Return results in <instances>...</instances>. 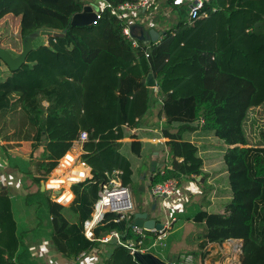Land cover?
I'll list each match as a JSON object with an SVG mask.
<instances>
[{
  "label": "trees",
  "instance_id": "16d2710c",
  "mask_svg": "<svg viewBox=\"0 0 264 264\" xmlns=\"http://www.w3.org/2000/svg\"><path fill=\"white\" fill-rule=\"evenodd\" d=\"M104 1L116 7L138 0ZM87 5L88 0H0V20L20 18L23 40L38 30L65 34L34 42L26 64L0 82L1 140L11 147L29 142L34 151L44 146L47 152L45 160L22 162L27 168L13 165L39 188L23 203L47 208L57 221L51 240L65 258L78 259L97 248L103 251L101 264H139L120 243L100 242L112 232L121 235L122 243L136 242L129 228L135 213L122 220L119 214L106 213L93 242L84 235V223L92 216L102 184L117 176L123 187L132 184V161L114 142L126 137V129L140 128L154 100L160 99L158 116L164 119L169 160L151 185L168 180L182 185L201 177L205 192H211L204 159L190 135L216 137L225 146L224 168L233 174L231 185L239 194L223 215L198 205L179 217L205 226L202 249L237 238L243 241L242 264H264V0H210L205 7L210 17L193 23L187 4L166 0L167 12H157L150 28L162 32V38L157 43L138 39L139 47L124 35L127 21L111 9L97 24L72 26L74 15ZM149 74L157 81L158 94L146 86ZM82 132L88 139L81 160L91 168L92 179L71 186V216L76 221L71 224L67 208L40 187ZM133 138L132 152L139 156L144 144ZM78 174H86V169L81 167ZM72 198L66 192L62 202ZM24 233L10 195L0 192V264H35Z\"/></svg>",
  "mask_w": 264,
  "mask_h": 264
},
{
  "label": "crops",
  "instance_id": "0c3cea01",
  "mask_svg": "<svg viewBox=\"0 0 264 264\" xmlns=\"http://www.w3.org/2000/svg\"><path fill=\"white\" fill-rule=\"evenodd\" d=\"M89 4H96L100 7L103 4V0H90ZM146 19L143 18L144 22H139L137 24L142 26L145 31L149 28V32L151 30L150 27L147 24H144L147 21ZM138 34L140 35V31ZM10 75L11 71L9 68L4 63H0V82L5 81ZM160 106V103L154 100L149 113L141 122V127L136 129H126V137L121 141L114 142L116 146L121 145L122 152L127 155L130 160H132L131 158L135 159V163L140 170L139 173L135 172V177L140 174V179L145 185L144 187L142 186L145 188V191H142V201L138 203L135 200L134 202L135 213L147 212L149 214V219L156 220L159 223L167 217H175L179 219L175 224L174 230L168 241L170 248L167 256L168 261H178L181 258L180 255L185 254V256L193 255L197 260L202 258L206 260L207 263H211L212 260H215L216 258V256L211 258V256L216 254V248L211 249V252H206L205 249H202L201 243L204 240L205 226L197 225L192 221L189 222L182 220L179 215L187 212L189 208L195 209L198 205H202V209L205 212L219 214L223 205L227 207L230 203L231 198L225 196L226 194H229V190L231 189L229 174L225 171L223 163V147L225 146H223V142L219 141L212 135L198 133L190 135V140L198 146L200 150L199 154L204 159L203 170L209 175V182H207L209 187L213 184L215 191L220 193L226 191L224 192L225 194L223 193L221 196H212L211 198H208L205 194V184L201 183V177H193L183 181L184 183L180 185L181 188L179 187V194L166 201V204L168 202V205L165 206V204H162L161 200L156 199L157 205L154 209L153 206L155 202L150 195L152 185L149 186L148 184L151 175V163L156 162L158 164L157 171L158 169H162L166 164L168 151L167 146L165 145L168 142V139L162 136L163 131L161 129L164 125V119H160L158 116ZM154 112H156V114ZM155 120H159V127H150L151 123ZM139 134L143 135L139 140L144 146L142 147L141 154L137 156L132 152L130 144L136 140L133 136H139ZM153 139H157L158 142L153 143ZM210 149L219 152L217 155L219 156V163L217 158H214L211 154L212 152H210ZM33 151L32 145L29 142H23L20 145L11 147V145L2 141L0 138V192L8 193L12 199L15 217L25 231L23 242L24 245L29 248L30 260L35 264H101L103 251L97 248H92L86 252V255L78 259L69 260L65 258L55 249L51 240L53 230L58 227L57 221L49 216L47 208L38 207L32 202L29 205L23 203V200H26L28 195L35 194L39 188L32 184L30 177L13 168V165L19 168H27V164H22V162L30 163L33 158L42 160L46 159L47 152L45 151L44 146H41L39 151H35L34 153ZM37 153H39V155H37ZM82 154L83 150L81 151V155ZM8 155L12 156V162L9 160ZM217 165L220 167L217 168ZM80 168L81 166L76 167L73 172H69L68 175L64 177L65 179L63 180L65 181L66 189L68 188V183L72 181L74 177H77L75 180L80 177L78 174L80 173ZM55 172H58L56 174L59 175L63 173L60 169H57ZM87 174L91 176L90 167H86V174L83 176H86ZM43 184L44 182L41 184L40 191L48 192L46 189L43 191ZM66 189L64 193L70 192L73 195L71 200L73 202L75 196L71 191V187L67 190ZM205 198L207 199L206 203H202ZM220 198L221 200H219ZM184 199L187 200L185 204ZM51 200L54 202L53 198ZM224 200L225 202H223ZM72 202L63 205L67 208L66 216L68 220L71 224H75L76 221H73L71 216L72 209L70 208V205ZM205 255L206 257L203 258Z\"/></svg>",
  "mask_w": 264,
  "mask_h": 264
},
{
  "label": "built area",
  "instance_id": "2783aa9c",
  "mask_svg": "<svg viewBox=\"0 0 264 264\" xmlns=\"http://www.w3.org/2000/svg\"><path fill=\"white\" fill-rule=\"evenodd\" d=\"M210 0H175L176 5L187 4L189 6L188 18L191 23L201 20L208 19L210 13L205 10L206 5ZM156 6L155 0H138L134 3H124L116 7L112 6L110 3L103 0V4L99 7L97 12V19L94 24L101 19L102 13L106 9H111L112 14L127 21V27L124 29V35L130 40L134 47H139L138 38H135L131 34V26L136 24V22L142 21V16L145 12L149 11L152 7ZM212 12H216L213 8ZM149 17L146 19L148 21ZM150 28L153 26V21H148ZM149 55L147 54V57ZM155 94H158L159 88L156 86L152 88ZM159 103L162 105V100L158 99ZM162 129V128H161ZM88 139V133L82 132L79 139L73 143V147L70 152H68L65 157L60 161L57 169H60L63 173L61 175L55 174L52 179L45 183V189L49 192L54 193V201L59 204H65L62 202V197L64 196V185L65 181L62 179L65 177L67 171L73 172L76 167H83L86 169L88 167L81 160V151L83 150V144ZM157 139H153V143H157ZM169 160V152L167 151L166 164ZM56 169V170H57ZM163 173V172H162ZM117 175V173H115ZM77 180L70 181V185L85 182L86 180L92 179V175L87 174L83 176L79 174ZM179 183L176 180H168L163 183H159L151 187L152 197L158 200H168L169 198L176 196L178 194ZM56 191H61L60 195H56ZM70 201L69 203H71ZM230 204V203H229ZM228 204V205H229ZM227 205V206H228ZM134 201L132 200V194L129 188L123 187L119 177L112 178L108 183L101 185V191L99 193V200L94 206V211L90 219L84 223V235L89 241H95L94 230L99 223L104 219L106 213H116L120 215V219L130 218L131 214L135 212ZM227 207L224 214L226 213ZM223 215V214H221ZM134 222V221H133ZM132 222V223H133ZM178 219L175 217H167L162 222H160L163 227L162 229H151L147 230L143 227L132 226L133 232L138 240L129 241L128 243L121 242V235L117 232H112L111 234L105 236L100 240L103 244H109L113 238L118 239L119 243L124 247L128 248L130 253L134 256L135 253H151L160 259L166 261L169 264H242L243 259V241L237 238L226 239L223 242L209 243L205 251H210L216 248V254L211 256L213 258L216 256L215 260L211 263H207L206 260L200 258L197 260L193 255H186L180 258L178 261H168L165 253L169 247V238L174 230L175 224ZM91 250V249H90ZM86 255L83 253L81 257Z\"/></svg>",
  "mask_w": 264,
  "mask_h": 264
},
{
  "label": "water",
  "instance_id": "95a60500",
  "mask_svg": "<svg viewBox=\"0 0 264 264\" xmlns=\"http://www.w3.org/2000/svg\"><path fill=\"white\" fill-rule=\"evenodd\" d=\"M99 6L96 4H89L84 7V9L80 12L74 15L72 19V26L75 27H86L93 25L96 22L97 19V12L99 11ZM131 34L138 38L141 41H148L149 39L153 43H157L163 33L159 32L155 29H151L149 32H146L142 26L138 24H134L130 28ZM140 31V35L138 32ZM65 34L60 33H52L50 31L45 30H38L35 32L30 33L27 37L23 40V51L18 56H13L11 52L3 49L0 46V63H4L11 72H16L20 70L27 62V58L29 54L34 49V42L39 39L40 37H54V38H63ZM146 86L148 88H155L157 86V81L153 74H149V76L146 79ZM45 138V137H44ZM158 164L156 162H152L151 164V175L149 178V186H151L152 182L154 181L155 173L157 172ZM43 188H45V184L42 185ZM45 191V189H43ZM142 191H145V188H142ZM61 191H56V195H60ZM152 196V193H150ZM154 200V206L153 208H156L157 201L154 197H152ZM137 226V227H143L147 230L151 229H162L163 225L156 220L149 219V214L147 212H137L135 213L134 222L129 226ZM111 244H118L119 241L116 238H113L110 242ZM135 260L139 264H169L166 261L160 259L159 257L151 254V253H141L137 252L134 255Z\"/></svg>",
  "mask_w": 264,
  "mask_h": 264
},
{
  "label": "rangeland",
  "instance_id": "374dc122",
  "mask_svg": "<svg viewBox=\"0 0 264 264\" xmlns=\"http://www.w3.org/2000/svg\"><path fill=\"white\" fill-rule=\"evenodd\" d=\"M90 1V0H89ZM166 2V0H161L160 2H157L156 3V6H155V9H153V10H151V13H149V15H146V16H148L149 17V19H148V21H150V20H154V18L155 17H153L157 12L158 13H161V14H164V13H166L167 12V10H165V9H163V7H164V3ZM169 13V12H168ZM167 13V14H168ZM148 17H142V21H143V18H148ZM153 17V18H152ZM166 17H168L167 15H166ZM148 21H146V23L149 25V22ZM41 42H46L45 41V39L44 38H39V39H37L36 41H35V45H37V43H41ZM0 46L3 48V49H5V50H7V51H9V52H11L14 56H18L19 54H21L22 53V51H23V39H22V36H21V34H20V18H15L14 16H12V15H9V16H7V18H4V19H2V20H0ZM8 74H9V72H8ZM161 105V104H160ZM155 114H156V112H154ZM155 117V116H154ZM150 127H159V120H155V121H153L152 123H151V125H150ZM160 131V130H159ZM143 137V135H141V134H139V136H137V138H142ZM40 150V148H38L36 151H39ZM33 152H35V151H33ZM210 152H212L211 154L213 155V157L215 158H217V160H218V163H219V156H217L218 154H219V152H217V151H215L214 149H210ZM209 152V153H210ZM40 153V152H39ZM39 153H37V155H39ZM209 153H208V155H209ZM132 160V164H133V168H134V176H133V182H132V184L129 186V190H130V192H131V194H132V200L135 202V200L138 202V203H140L141 201H142V195H143V192H142V190H141V187L143 186H145L144 185V182L143 181H141V177H140V174H138V175H136V177H135V172H138L139 173V169H138V166H137V164L135 163L136 161H135V159L134 158H131ZM152 164V163H151ZM220 165V164H219ZM218 166V165H217ZM216 166V167H217ZM216 167H214V168H216ZM220 166H218L217 168H219ZM56 171V170H55ZM53 172L52 174H51V176L49 177V179H48V181L50 180V179H52V177L56 174V173H58V172ZM64 171H65V173H66V175H65V177L68 175V173L69 172H71V171H67L66 169H64ZM221 172H222V170H221ZM227 172V171H226ZM151 174V173H150ZM227 174H229L228 176H229V181L231 182V179H233V174L231 173H227ZM62 179H65V178H62ZM235 179V178H234ZM48 181L47 182H44V184L45 183H48ZM208 182H209V179H208ZM184 182H182V184H183ZM69 185H68V188L69 187H71L72 185H70V183H68ZM141 184V185H140ZM74 185V184H73ZM230 185H231V183H230ZM209 186V185H208ZM211 187H212V190H211V192H208V193H206L205 192V194H207V196H208V198H211L212 196H221V195H223V193L224 192H226V191H224V192H222V193H220V192H217V191H215V188H214V186H213V184H211L210 185ZM142 187V188H143ZM179 187L181 188V186L179 185L178 186V191H180V189H179ZM43 188V187H42ZM64 188L66 189V186L64 185ZM67 188V189H68ZM210 188V187H209ZM43 189H45V188H43ZM47 191V190H46ZM239 191H240V189L239 188H237V187H235V185L234 184H232L231 185V189L229 190V194L227 195H225V196H227V197H230L231 198V200H230V203L232 202V200H233V198L235 197V196H237L238 194H239ZM216 193V195H215V193ZM47 193V195L48 196H50V198L52 199L53 197L52 196H54V193H52V192H46ZM238 193V194H237ZM178 194H179V192H178ZM177 194V195H178ZM219 194V195H218ZM225 194V193H224ZM224 196V197H225ZM175 196H173V197H171V198H174ZM227 197H225V198H227ZM170 199V198H169ZM206 199V198H205ZM54 200V199H53ZM207 200V199H206ZM219 200H221V198L219 199ZM166 201L167 200H161V202H162V204H165V206L166 205H168V202H167V204H166ZM55 202V201H54ZM185 202H187V200L186 199H184V204H185ZM223 202H225V200L223 201ZM61 205H63V204H61ZM189 205V204H188ZM187 205V206H188ZM64 206V205H63ZM226 206L225 205H223V208L222 209H220V213L219 214H224V209H226L225 208ZM135 210V209H134ZM227 211V210H226ZM134 212H136V211H134ZM179 220V219H178ZM199 232H200V230H199ZM199 240H200V238H199ZM169 251H170V248L168 247V249H167V251H166V253H165V255H166V257L168 256V254H169ZM199 252V251H198ZM183 256H185V254H181L180 255V257L182 258ZM168 258V257H167Z\"/></svg>",
  "mask_w": 264,
  "mask_h": 264
},
{
  "label": "bare ground",
  "instance_id": "6f19581e",
  "mask_svg": "<svg viewBox=\"0 0 264 264\" xmlns=\"http://www.w3.org/2000/svg\"><path fill=\"white\" fill-rule=\"evenodd\" d=\"M63 198V197H62ZM69 203V202H68Z\"/></svg>",
  "mask_w": 264,
  "mask_h": 264
}]
</instances>
